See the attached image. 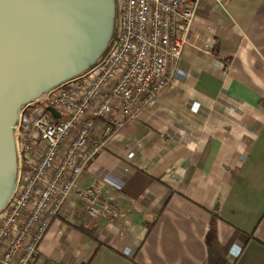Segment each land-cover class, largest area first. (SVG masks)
<instances>
[{"label":"crops","instance_id":"crops-1","mask_svg":"<svg viewBox=\"0 0 264 264\" xmlns=\"http://www.w3.org/2000/svg\"><path fill=\"white\" fill-rule=\"evenodd\" d=\"M179 70L78 180L114 220L70 195L35 264H264V0H201Z\"/></svg>","mask_w":264,"mask_h":264},{"label":"built area","instance_id":"built-area-1","mask_svg":"<svg viewBox=\"0 0 264 264\" xmlns=\"http://www.w3.org/2000/svg\"><path fill=\"white\" fill-rule=\"evenodd\" d=\"M222 6L226 0H213ZM201 0H119V34L93 70L21 113L16 129L19 180L0 213V264H35L52 221L74 195L90 219L116 209L78 180L112 137L174 83ZM198 37V36H196ZM223 74L228 66L221 65ZM59 114L54 118L48 111ZM97 121L103 134L92 141Z\"/></svg>","mask_w":264,"mask_h":264},{"label":"water","instance_id":"water-1","mask_svg":"<svg viewBox=\"0 0 264 264\" xmlns=\"http://www.w3.org/2000/svg\"><path fill=\"white\" fill-rule=\"evenodd\" d=\"M118 34L119 0H0V213L18 185L23 109L93 70Z\"/></svg>","mask_w":264,"mask_h":264},{"label":"trees","instance_id":"trees-1","mask_svg":"<svg viewBox=\"0 0 264 264\" xmlns=\"http://www.w3.org/2000/svg\"><path fill=\"white\" fill-rule=\"evenodd\" d=\"M146 226H148V225H146ZM151 226L152 225H149V227H151ZM79 231L82 234H84L85 236L89 237V238H92V236H93V233L91 231L84 230V229H80ZM212 236H214V235L212 234ZM212 244H213V246H212L211 250H212L213 262L215 264H223L222 259L218 256L217 244H216V241H215V236L212 238Z\"/></svg>","mask_w":264,"mask_h":264}]
</instances>
